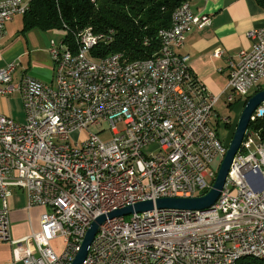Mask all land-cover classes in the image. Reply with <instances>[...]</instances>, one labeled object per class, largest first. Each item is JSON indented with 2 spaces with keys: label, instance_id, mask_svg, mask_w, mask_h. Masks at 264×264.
Listing matches in <instances>:
<instances>
[{
  "label": "built area",
  "instance_id": "2783aa9c",
  "mask_svg": "<svg viewBox=\"0 0 264 264\" xmlns=\"http://www.w3.org/2000/svg\"><path fill=\"white\" fill-rule=\"evenodd\" d=\"M29 7L30 1L0 0V39L8 21ZM207 24L210 16L185 1L160 31L154 57L132 60L115 52L96 58L93 50L113 42L114 33L86 28L73 43L65 36L51 42L53 82L25 74L11 84L15 64L0 69V95L20 91L26 114L20 123L0 111V240L27 243L23 264H72L98 216L211 189L212 164L228 149L218 128L231 123L214 107L222 94L231 105L255 93L264 78V29L248 31L251 48L230 62L228 85L214 96L194 78L190 56L178 51L191 29ZM262 117L264 101L250 124ZM14 189L26 193L29 208L47 207L40 230L21 239L12 237ZM59 238L62 252L53 244ZM244 257L264 260V140L250 125L210 209L155 205L107 218L83 264H236Z\"/></svg>",
  "mask_w": 264,
  "mask_h": 264
},
{
  "label": "crops",
  "instance_id": "0c3cea01",
  "mask_svg": "<svg viewBox=\"0 0 264 264\" xmlns=\"http://www.w3.org/2000/svg\"><path fill=\"white\" fill-rule=\"evenodd\" d=\"M191 3L196 13L210 16V24L191 29L178 51L190 56L189 66L195 78L211 95L219 96L229 82L230 62L238 59L242 49L251 48L253 40L247 36L248 31L264 29V8L257 0H192ZM20 15L8 21L6 32L0 39V69L10 64H15L14 72L19 67L24 69L15 84L28 71L43 81L53 82L54 65L50 45L53 40L59 42L64 38V30H24V19H17ZM217 49L223 51L221 56L214 54ZM26 64L28 68H25ZM13 77L14 73L12 81ZM263 89L264 78L259 80L254 91ZM3 97L0 95V101ZM224 97L226 95L222 94L221 99ZM0 111L8 113L1 108ZM9 207L13 239H21L38 230L44 207L29 208L23 190H13ZM26 251L25 241L11 243L0 240V264H23Z\"/></svg>",
  "mask_w": 264,
  "mask_h": 264
},
{
  "label": "trees",
  "instance_id": "16d2710c",
  "mask_svg": "<svg viewBox=\"0 0 264 264\" xmlns=\"http://www.w3.org/2000/svg\"><path fill=\"white\" fill-rule=\"evenodd\" d=\"M185 1L192 0H30L23 15L24 30L62 29L70 43L86 28L113 31V42L93 50L96 58L115 52H123L132 60L151 58L160 51V31L172 25L174 12ZM257 1L264 8V0ZM250 127L264 140V117L251 122ZM236 264H264V260L244 257Z\"/></svg>",
  "mask_w": 264,
  "mask_h": 264
},
{
  "label": "water",
  "instance_id": "95a60500",
  "mask_svg": "<svg viewBox=\"0 0 264 264\" xmlns=\"http://www.w3.org/2000/svg\"><path fill=\"white\" fill-rule=\"evenodd\" d=\"M264 101V89L255 92L245 103L244 109L239 117L234 135L229 143L227 152L220 164L217 176L213 183V186L204 195L194 197H161L155 201L148 199L140 201L134 205H128L124 208L115 209L108 214H102L98 216L88 229L81 248L77 253L72 264H83L92 242L99 230L101 224H103L107 218H114L119 216H125L134 212H144L153 210L155 205L158 208H177L183 210H207L210 209L213 204L219 198L221 191L223 190L227 177L233 163V160L241 148L244 140L246 130L250 125V119L257 107Z\"/></svg>",
  "mask_w": 264,
  "mask_h": 264
},
{
  "label": "rangeland",
  "instance_id": "374dc122",
  "mask_svg": "<svg viewBox=\"0 0 264 264\" xmlns=\"http://www.w3.org/2000/svg\"><path fill=\"white\" fill-rule=\"evenodd\" d=\"M25 2H29L30 0H24ZM23 15V14H21ZM18 16L17 19H22L23 16ZM25 68H28L29 65L26 64L24 65ZM22 71H24V69H22L21 67H19L17 69L16 72H14V77H13V81L11 82V84H15L16 82H18L19 80V76L21 75ZM26 74H29L31 76H35L33 75L32 72H27ZM36 77V76H35ZM39 78V77H37ZM41 79V78H39ZM43 80V79H41ZM46 81V80H44ZM46 82H50V81H46ZM20 92H15L12 94H6L4 95V97L2 98V100L0 101V108L3 111H7L8 116L14 118L15 120H17L20 123H24L26 121V114L23 108V103H22V98L20 99ZM246 103V99L242 98V99H238L237 101H235L233 104L229 105L226 102L225 97L222 98L214 107L215 111L221 116V117H230L231 119V123L230 124H225L222 123L221 126L218 128L219 131V135L221 137V139L224 141L225 144H228L231 141V138L234 134L235 128L237 126L239 117L244 109ZM6 114V115H7ZM119 129H122L124 127V124L122 123H118L117 124ZM94 130H96V128H93ZM88 136V131H83L82 133V138H86ZM159 146V143H152L151 145H149L146 148L147 152H151L155 149H157V147ZM252 149H254V147H252ZM223 158H218L216 159L212 166L215 169V171H217L218 173V169L220 167V164L222 162ZM209 180V179H208ZM0 205H1V201H0ZM44 207V211L45 212L47 210V207ZM40 230V227L38 228L37 231ZM53 244L56 248L57 252H62L65 248V245L63 243V238H59L53 241Z\"/></svg>",
  "mask_w": 264,
  "mask_h": 264
}]
</instances>
